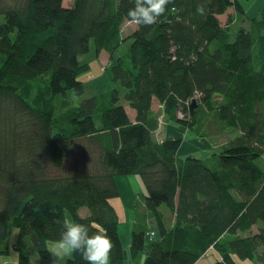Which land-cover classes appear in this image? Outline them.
I'll use <instances>...</instances> for the list:
<instances>
[{
    "label": "trees",
    "instance_id": "obj_1",
    "mask_svg": "<svg viewBox=\"0 0 264 264\" xmlns=\"http://www.w3.org/2000/svg\"><path fill=\"white\" fill-rule=\"evenodd\" d=\"M64 1L0 0V264L12 226L17 264H55L48 246L67 213L89 235L103 229L113 243L110 264H123L109 200L119 197L115 178L130 175L142 181L158 231L157 240L145 226L132 231L131 258L151 238L143 264H196L209 250L227 264L231 256L264 264V168L256 164L264 157V10L232 34L234 18L244 16L240 0H172L156 24L135 25L122 38L133 0ZM229 9L234 16L222 25ZM91 40L97 57L130 41L126 66L121 56L110 59L104 75L112 89L62 110L57 99L84 95L78 78L89 65L78 58ZM44 77L48 96L32 106L22 91ZM192 98L199 104L190 112ZM154 100L181 129L196 127L203 106L219 128L237 134L210 158L182 154L180 138L153 139ZM66 264L86 262L73 253Z\"/></svg>",
    "mask_w": 264,
    "mask_h": 264
},
{
    "label": "rangeland",
    "instance_id": "obj_2",
    "mask_svg": "<svg viewBox=\"0 0 264 264\" xmlns=\"http://www.w3.org/2000/svg\"><path fill=\"white\" fill-rule=\"evenodd\" d=\"M65 4H67V0L64 1ZM3 22V17L0 16V23ZM221 22V21H220ZM226 22V21H225ZM224 22V23H225ZM224 23H221L224 25ZM239 23H236V28ZM236 28L232 27L231 33L234 34L236 32ZM133 30L132 24L125 22L121 25L120 28V35L122 38H125L129 32ZM238 30V29H237ZM130 41H126L120 45L117 52H114L112 56L110 57L105 51H102V57H97L95 55V47L93 40L89 43V53L83 56H80L78 58L79 63L81 64H88L89 70L82 74L78 80L81 81L84 85V95L80 98L76 97L71 91L67 93V96L64 99H57L56 105H58L62 110H66L68 108L76 106L82 99L88 98L94 94H98L99 91H106L112 89V84L108 81L106 76L104 75L105 68L110 64V59L112 61H118L119 56L123 57V61L121 60V63L126 66L127 61H125L126 58L125 55L127 54V50L129 48ZM260 64L259 62L256 63V68H259ZM120 95L123 98V92L120 91ZM23 96L27 102H29L30 105L33 106V104H36L43 99L47 98L48 91L46 86V77L40 82H34L31 84H28L26 87V90L22 91ZM121 98L120 104L125 106L127 108V111L129 112L130 109L127 106L128 104ZM197 101V100H196ZM199 104V102H197ZM126 110V109H125ZM152 114L157 119L159 123V129L156 133L153 134V139L157 142H160L164 140L165 138H180L184 144L182 154H192L195 157L201 158V159H207L210 158V154L213 150H217L220 145L226 143L229 139L233 138L237 132L236 131H224L222 128H219L218 125L213 120V113L208 109L204 108L203 106L199 109V120L197 121V125L193 130L189 129H181L178 126H176L174 123L167 120V118L164 116L162 112V106L156 101H153L152 107ZM130 113V112H129ZM131 117H133L132 114H130ZM182 114L180 111L177 113V117L179 119H182ZM96 124H99V119H96ZM203 134V137H198V134ZM210 147V148H209ZM256 164L263 168V158L258 160ZM208 168H211L212 164H205ZM133 177V183L136 185L137 190H135V193L137 194L138 201H142L143 197L140 196L139 192H144V187L142 184V181L137 176H131ZM145 194V192H144ZM141 204V203H140ZM169 222L171 221L170 218H168ZM147 230V228H146ZM18 231L17 228L12 226L10 228V234L8 239V248L10 251L9 256L10 258L7 259V257H3L2 259L5 261L10 260L12 257L16 256L18 257L19 253L16 247H18ZM151 239V238H149ZM50 247H52V244H49ZM48 246V247H49ZM25 246H21V250ZM202 259V258H201ZM220 261H223V264H227V262L222 259L221 257L218 258ZM231 259L234 264H253L250 260H240L236 256H231ZM4 261L2 263H4ZM214 261V257L212 254L206 256L204 259L201 260V264H211Z\"/></svg>",
    "mask_w": 264,
    "mask_h": 264
},
{
    "label": "crops",
    "instance_id": "obj_3",
    "mask_svg": "<svg viewBox=\"0 0 264 264\" xmlns=\"http://www.w3.org/2000/svg\"><path fill=\"white\" fill-rule=\"evenodd\" d=\"M240 3L242 4V7L244 9V16L235 17L230 26L231 29L232 27L236 28L235 26L236 23H239L238 25L239 27H237L236 30L239 29L240 27L248 29L250 19L257 18L264 10V0H247V1L240 0ZM228 15L234 16V10L229 9L224 15H221L219 17V20L221 21V23H224L226 21V18ZM132 26L134 29L135 25L132 24ZM99 56L102 57V52H100ZM124 108L127 111V108L125 106ZM129 112L127 111V114L129 118L133 120L135 116L134 112L132 110H130ZM130 114H132L133 117H131ZM263 163H264V157H263ZM132 181H133V177H130V176L116 177L115 183L119 191V197L110 199L109 203L114 208L117 214L118 222H119V225H118L119 238H120V242L122 244L123 250L126 252V255H127L123 264H143V261L145 260V257L149 253V250L151 247V242H149L150 239L148 238L149 241L145 239V244H144L142 252L135 258H131L130 256L131 233L134 230L142 229V226H145V228H147V230L145 231L154 232L155 233L154 237L158 235V231H157V227H156L154 220L150 217V215L148 214V212L146 211L144 207V201L137 200L138 196L135 193V190H137V187ZM139 194L141 197H143L142 199H144V196H145L144 192L142 193L140 190ZM87 215H88V211L85 208H82L79 210V216L81 218H84ZM66 218L71 220V217L69 216L68 213L66 214ZM157 239H158V236L156 237L155 240ZM28 243H29L28 239H25L22 245V246H25L23 249L27 247ZM51 248L52 247L49 246V250ZM210 254H212L214 257V261L211 263L213 264L220 257L218 253H216L213 250H209L207 254L204 257H202V259H204L206 256ZM9 255L7 256V259L11 257ZM72 256L73 254L66 256L63 259H59V260L54 256H52V258L54 259L55 264H66V262L69 259H71ZM17 258L18 257L14 256L8 261L6 260L4 261L1 258V264H17ZM202 259H200L196 264H201L200 262ZM3 261L4 263H2Z\"/></svg>",
    "mask_w": 264,
    "mask_h": 264
},
{
    "label": "clouds",
    "instance_id": "obj_4",
    "mask_svg": "<svg viewBox=\"0 0 264 264\" xmlns=\"http://www.w3.org/2000/svg\"><path fill=\"white\" fill-rule=\"evenodd\" d=\"M172 0H133V7L126 13V20L137 27H147L157 23ZM205 4H198L197 13L205 14ZM99 228V226H96ZM60 238L52 242L51 255L58 260L73 253L80 254L86 264H110L113 243L103 229L89 235L84 224L65 218L62 222ZM155 235V233H151Z\"/></svg>",
    "mask_w": 264,
    "mask_h": 264
},
{
    "label": "water",
    "instance_id": "obj_5",
    "mask_svg": "<svg viewBox=\"0 0 264 264\" xmlns=\"http://www.w3.org/2000/svg\"><path fill=\"white\" fill-rule=\"evenodd\" d=\"M196 107H197V101L195 98H192L189 105L190 112H193L196 109Z\"/></svg>",
    "mask_w": 264,
    "mask_h": 264
},
{
    "label": "built area",
    "instance_id": "obj_6",
    "mask_svg": "<svg viewBox=\"0 0 264 264\" xmlns=\"http://www.w3.org/2000/svg\"><path fill=\"white\" fill-rule=\"evenodd\" d=\"M151 233H152V232H151ZM151 233H149V234H148V236L152 237L153 235H151ZM221 264H223V261H222V263H221Z\"/></svg>",
    "mask_w": 264,
    "mask_h": 264
}]
</instances>
